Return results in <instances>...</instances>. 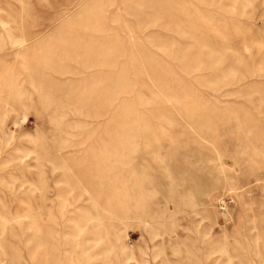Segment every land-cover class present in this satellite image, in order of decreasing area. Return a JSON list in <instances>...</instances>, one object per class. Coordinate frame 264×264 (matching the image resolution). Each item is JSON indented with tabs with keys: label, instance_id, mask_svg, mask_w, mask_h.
<instances>
[{
	"label": "rangeland",
	"instance_id": "1",
	"mask_svg": "<svg viewBox=\"0 0 264 264\" xmlns=\"http://www.w3.org/2000/svg\"><path fill=\"white\" fill-rule=\"evenodd\" d=\"M0 264H264V0H0Z\"/></svg>",
	"mask_w": 264,
	"mask_h": 264
}]
</instances>
